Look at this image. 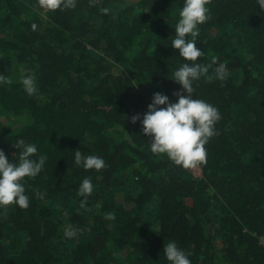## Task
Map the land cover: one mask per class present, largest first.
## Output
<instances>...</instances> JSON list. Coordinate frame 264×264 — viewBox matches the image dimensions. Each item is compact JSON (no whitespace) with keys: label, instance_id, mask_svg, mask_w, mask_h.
<instances>
[{"label":"trees","instance_id":"16d2710c","mask_svg":"<svg viewBox=\"0 0 264 264\" xmlns=\"http://www.w3.org/2000/svg\"><path fill=\"white\" fill-rule=\"evenodd\" d=\"M182 6L77 0L74 9L44 11L38 0H0V75L11 81L0 85V149L18 158L13 143L24 139L48 158L26 178L30 206L0 207V264H170L168 241L191 264H264V8L257 0H210L211 19L199 26L197 62L212 67L194 82L193 96L222 117L206 162L197 164L200 177L153 154L141 122L131 120L142 119L156 92L178 100L182 86L171 78L185 61L171 42ZM218 64L227 79L215 78ZM21 69L35 74V94L20 83ZM76 150L106 167L77 166ZM86 177L94 191L82 208ZM69 225L75 238L64 236Z\"/></svg>","mask_w":264,"mask_h":264},{"label":"clouds","instance_id":"9594fccd","mask_svg":"<svg viewBox=\"0 0 264 264\" xmlns=\"http://www.w3.org/2000/svg\"><path fill=\"white\" fill-rule=\"evenodd\" d=\"M77 0H38L39 8L44 11L74 9ZM210 0H183L176 23L174 39L171 46L179 50V56L185 61L172 73V80L182 86L174 93L178 97L173 102L168 95L156 92L148 111L131 118L132 123L140 121L143 133L150 137V150L153 154H166L176 165L184 168H195L197 164L206 162V148L210 138L217 134L215 125L222 118L219 110L203 99L194 98L195 81L202 77L209 78L212 65L197 62L204 55L197 46L199 26L211 19ZM257 5L264 8V0H257ZM107 8L101 12L107 13ZM35 25L33 28L35 29ZM191 62V63H189ZM216 62L213 61V64ZM215 78L225 80L229 76L227 66L218 64L215 67ZM5 75H0V85L10 83ZM20 83L28 95L37 92L36 76L31 70H20ZM186 93V94H185ZM166 106V107H164ZM14 147L19 150L14 159L10 160L5 151L0 149V207L16 205L21 209L30 206V197L26 194V178L38 176L47 161L46 155H39L37 145L18 139ZM74 163L87 170L100 171L106 167L105 160L96 155H83L80 150L74 151ZM94 191L91 177L82 180L78 194L84 199L80 206H87V198ZM39 199L44 194L36 192ZM107 218L115 219L114 214ZM78 230L71 225L64 229L66 238H75ZM188 253H185L175 241H168L164 247V256L170 264H191Z\"/></svg>","mask_w":264,"mask_h":264},{"label":"rangeland","instance_id":"374dc122","mask_svg":"<svg viewBox=\"0 0 264 264\" xmlns=\"http://www.w3.org/2000/svg\"><path fill=\"white\" fill-rule=\"evenodd\" d=\"M113 73L115 74V75H125L126 76V72H125V70H123L122 68H119V67H115V68H113ZM11 123H16L15 121H11L10 122V124ZM113 136H115V135H113ZM190 170H191V172L196 176V177H200L201 176V168L200 167H198V166H196L195 168H190ZM119 255H121L120 257L121 258H124L125 257V255L123 254V253H120Z\"/></svg>","mask_w":264,"mask_h":264}]
</instances>
